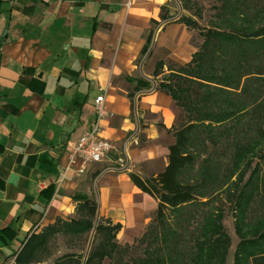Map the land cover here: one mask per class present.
Returning a JSON list of instances; mask_svg holds the SVG:
<instances>
[{
	"label": "crops",
	"instance_id": "crops-1",
	"mask_svg": "<svg viewBox=\"0 0 264 264\" xmlns=\"http://www.w3.org/2000/svg\"><path fill=\"white\" fill-rule=\"evenodd\" d=\"M168 1L0 0V264H16L26 235L73 218L75 195L95 201L97 219L121 225V245L143 233L156 202L129 174L164 170L180 113L138 62L151 20ZM179 27L165 22L153 47L172 41ZM192 55L177 56L187 63ZM35 79L44 82L41 91ZM128 79L151 88L134 91ZM102 91L100 135L113 148L79 174L68 165L70 145L92 125Z\"/></svg>",
	"mask_w": 264,
	"mask_h": 264
},
{
	"label": "trees",
	"instance_id": "trees-1",
	"mask_svg": "<svg viewBox=\"0 0 264 264\" xmlns=\"http://www.w3.org/2000/svg\"><path fill=\"white\" fill-rule=\"evenodd\" d=\"M179 1L191 15L172 19L165 5L159 20H151V25L181 24L197 31L202 43L189 62L175 60V66L168 67L167 75L156 88L168 95L184 114L180 124L168 131L174 143L168 148L166 167L149 178L129 174L133 185L156 202L154 219L136 240L142 254L128 257L134 246L117 242L121 225L101 218L94 226L95 201L75 195V217L57 218L26 235L13 254L16 264H43L54 256L51 244L59 235L79 242L93 229L100 239L85 259L81 254L68 252L52 264H103L105 259L110 264L225 263L229 239L212 196L220 182L216 165L206 150L208 145L218 146L252 113L246 82L264 75V0H213L206 27L194 19L203 18V6L195 0ZM153 32L151 29L146 37L141 57L150 56ZM164 66L157 61L153 76L160 75ZM128 81L135 83L134 91L150 88L149 82ZM35 84L36 90L41 91L44 82L35 79ZM255 106L264 108V102ZM202 154L207 156L202 158ZM253 171L246 183L249 190L241 198L239 195L241 209L235 232L240 241L233 264H264V216L251 224H245L242 216L258 188L264 191V178L257 175V167ZM232 176L233 173L229 179Z\"/></svg>",
	"mask_w": 264,
	"mask_h": 264
},
{
	"label": "rangeland",
	"instance_id": "rangeland-1",
	"mask_svg": "<svg viewBox=\"0 0 264 264\" xmlns=\"http://www.w3.org/2000/svg\"><path fill=\"white\" fill-rule=\"evenodd\" d=\"M195 1L197 4L203 6L204 10L202 19H197L196 17H194V19L200 26L206 27V21L213 12L210 10L213 0ZM166 10L172 16V19H177L182 15H191V13L183 10L179 0H169L166 4ZM164 25L165 22H161L157 26L151 25V29H153L154 33L155 30H157L158 34ZM170 38L172 41L160 47L158 45H154L155 47H153L152 43L150 45L151 53L149 57H139L138 62L143 63V69L145 72L154 71L157 61L165 63L160 75L153 76V74H151V82L155 89L163 76L167 75L168 67L175 66V60L183 62L177 56L178 54L180 57L188 58L190 54L192 55L198 50L202 43V38L198 35L197 31L187 29L183 25L172 31ZM182 38L185 40L183 45L180 42ZM186 43L189 46L188 52L186 51ZM173 52L177 55H173ZM246 84L248 85V96L251 98L250 101L252 104L250 105V111H252V113L243 119L237 129L233 131L229 137L221 140L218 146L212 147L208 145V149L206 150L210 155L209 159L212 164L216 165V176L220 182L218 189L216 188L214 190L212 196L214 204L219 206L218 208L222 216L221 224L229 239V247L227 249L224 264L234 263L235 252L240 241L235 232L236 218L239 216V211L241 209L238 202L243 194L249 190L250 186L246 185V183L251 173L254 172L253 170L255 167L259 169V174H257L256 171L255 174L264 178V108L262 106L261 108L255 106L258 102H264V75L260 78H249ZM179 110L178 124H180L184 117L180 108ZM206 156L207 154H202V158H205ZM256 164H258V166H256ZM232 173L234 176L229 179V176ZM258 189L259 190L253 195L250 203L247 204L245 214H242L244 217L243 222L245 224H251L264 216V191H262L261 188ZM148 202V205L150 206L154 203L152 199ZM154 216L155 212L145 225L144 231L148 224L154 219ZM99 220L100 219L95 218L94 226L97 225ZM143 233L135 238L132 244L121 245L117 241L121 246H134L128 257H137L142 254V248L136 247V240L140 238ZM99 239L100 238L96 235L94 229L85 234L79 242L78 240L77 242H71L67 237L59 235L51 244L54 256L50 258L47 263L54 259V257L58 258L68 252L81 254L83 259H85L90 249L98 244ZM103 264H110V262L105 259Z\"/></svg>",
	"mask_w": 264,
	"mask_h": 264
},
{
	"label": "built area",
	"instance_id": "built-area-1",
	"mask_svg": "<svg viewBox=\"0 0 264 264\" xmlns=\"http://www.w3.org/2000/svg\"><path fill=\"white\" fill-rule=\"evenodd\" d=\"M105 92L102 91L94 101L95 119L90 128L73 144L69 150V167L78 166L81 174L88 164L102 162L113 146L111 142L101 137V120L107 114L103 107Z\"/></svg>",
	"mask_w": 264,
	"mask_h": 264
}]
</instances>
